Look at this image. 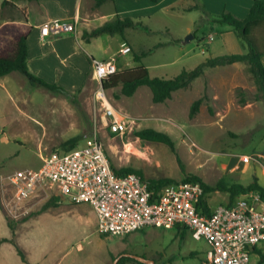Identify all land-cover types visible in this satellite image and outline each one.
Listing matches in <instances>:
<instances>
[{
	"label": "rangeland",
	"instance_id": "obj_1",
	"mask_svg": "<svg viewBox=\"0 0 264 264\" xmlns=\"http://www.w3.org/2000/svg\"><path fill=\"white\" fill-rule=\"evenodd\" d=\"M207 1L214 7L235 4V0ZM201 4V0H119L117 6L130 14L114 15L108 21L132 16L130 11L143 15L144 28L127 30L135 52L130 48L128 54L119 53L122 44L130 47L126 41L129 38L119 34H104L86 48L98 60L114 58L119 70L136 66L125 62L134 54L146 52L140 64L150 76L164 78L192 69L207 57L245 53L246 43L229 25L210 21L215 12H205ZM93 5L97 7L95 0ZM191 5L197 7L189 11L180 8ZM100 7L111 8L112 3ZM225 10L230 11L222 6L220 14ZM210 34L213 39L208 38ZM188 35L193 37L183 43ZM87 63L78 59L76 68L85 71ZM91 66L83 89L72 97L62 95L67 99L52 106L54 112L47 110L50 97L55 96L56 101L61 94L34 87L24 77L25 88L32 97L33 92L36 95L32 103L18 105L33 118L23 116L0 97V264H113L114 258L123 253L151 259L154 264H201L209 245L182 226L146 227L113 237L97 231L94 209L87 203L73 204L58 196L53 205L45 207L56 196L52 194L20 207L10 204L2 176L15 169H37L41 153L72 138L83 145L95 129L112 166L133 168L145 180L195 176L208 186L220 180L246 186L256 179L264 188V100L245 64L206 68L200 77L162 103L152 102L147 86L138 87L131 97L121 95L119 86L104 90L108 104L133 120L123 134L109 133L105 125L108 119L99 110L98 82ZM240 96L246 97L245 104L239 103ZM198 98L202 101L190 118V106ZM146 128L167 133L174 150L135 136L136 131ZM127 145L135 152H127ZM245 155L250 156L248 162L242 161ZM228 198L229 192L220 190L205 196L211 207L225 204ZM254 260H258V253H251Z\"/></svg>",
	"mask_w": 264,
	"mask_h": 264
},
{
	"label": "built area",
	"instance_id": "obj_2",
	"mask_svg": "<svg viewBox=\"0 0 264 264\" xmlns=\"http://www.w3.org/2000/svg\"><path fill=\"white\" fill-rule=\"evenodd\" d=\"M76 24V19H50L40 26V35L73 32ZM130 51L126 44L119 49L120 54ZM92 66L98 81L99 110L108 119L105 125L109 133L123 134L133 120L108 104L102 88V81L119 70L116 60L92 59ZM40 159L37 169H15L1 177L11 205L20 207L52 194L73 204L87 203L94 209L97 231L113 237L146 227L182 226L208 243L201 264H251L252 250L264 243V201L258 192H247L213 208L208 204L209 210H205L200 205L204 191L198 181L176 180L151 187L136 172L118 174L97 129L83 145L68 151L51 149L41 153ZM249 159L248 155L242 157L243 162Z\"/></svg>",
	"mask_w": 264,
	"mask_h": 264
},
{
	"label": "trees",
	"instance_id": "obj_3",
	"mask_svg": "<svg viewBox=\"0 0 264 264\" xmlns=\"http://www.w3.org/2000/svg\"><path fill=\"white\" fill-rule=\"evenodd\" d=\"M106 1L108 0H95V4L96 6H99ZM6 2L7 1L4 0L2 5H5ZM196 7V5H191L180 8L182 11H189ZM212 21L229 25L237 36L246 43L247 51L245 53H231L207 57L194 68L182 70L178 75L172 78L150 76L147 68L139 64L134 67L118 70L115 74L102 81V88L104 90H109L119 86L121 95L131 97L138 87L147 86L151 91L152 102L162 103L167 99H170L174 91L187 87L194 79L200 77L206 68L243 63L246 65L248 72L260 91L259 97L264 100V66L261 61L262 56H264V0H253L250 10L245 17H238L232 12L225 10L221 14L215 16ZM127 28H144V25L141 22L135 21L131 17L126 16L106 21L89 32H83L82 36L84 39L96 37L101 34H119L123 36L124 31ZM30 30L31 27L23 23L9 22L0 25V77L10 72L17 71L26 77L30 85L34 87H42L49 91L72 97V93L64 87L55 83H50L28 69V48L26 40ZM145 55L146 52L139 55L134 54L133 60L135 62H140L141 58ZM201 101L202 98H198L192 102L189 109L190 118L197 113ZM246 101V97H239L240 104H245ZM134 134L142 140L162 143L167 145L171 150H174V142L165 132L146 128L138 130ZM77 140L78 138H72L62 143V145L56 149L65 151L71 150L78 144ZM115 170L118 174H125L128 172H136L139 174L137 170L129 167ZM185 179L198 181L202 185L204 197L201 200L200 205H203L205 210H209L208 203L205 199L206 194L216 190L229 192L230 202L233 201L237 194H246L250 191L258 192L264 201V188L257 183L256 179L246 186L240 184L228 185L222 180H220L215 186H208L195 176H186L181 180ZM145 181H147L151 187H159L160 185L174 182L176 180L171 178H160L147 179ZM56 197L58 196L51 197L45 204V207L53 205ZM254 250L259 254V264H263L264 249L260 250L254 248ZM192 256L193 255L190 254V257ZM21 257L23 259L22 255ZM128 262L144 264L127 256H122L117 264H126Z\"/></svg>",
	"mask_w": 264,
	"mask_h": 264
},
{
	"label": "crops",
	"instance_id": "obj_4",
	"mask_svg": "<svg viewBox=\"0 0 264 264\" xmlns=\"http://www.w3.org/2000/svg\"><path fill=\"white\" fill-rule=\"evenodd\" d=\"M3 1L4 0H0V16L2 17L0 25L12 22L23 23L31 27L26 40L28 48V69L46 81L64 87L72 94L83 89L92 59L94 58L92 52L86 48V45L90 46L94 41H98L100 37L104 35L101 34L96 37L84 39L82 36L83 32H89L102 25L104 22L108 21L107 19L114 15L122 17L124 14H130L126 9L122 10L117 6L119 0L106 1H110L113 7L107 9H102L100 7L106 2L94 7V0H6V4L2 5ZM201 1H203V4L201 5L205 9L204 11L207 13L215 12V16L219 15L222 6H225V8L228 7V10L234 12V14L239 15L240 17H245L250 10L253 0H235V4L226 2L223 3L222 6H216L217 8L207 0ZM174 5L175 4L170 6L172 7ZM130 12L132 16L129 17L143 24L141 21L143 15H138L135 11ZM55 18L64 21H73L76 19L77 24L75 31L63 33L65 35L64 38H60V35H63L61 33L42 38L39 30L40 26L46 21ZM213 18L214 17L212 16L210 21H212ZM98 20L106 21H103V23L99 25H95L94 22ZM137 29L139 28H127L125 29L123 36L125 37L128 35L129 32H127V30L135 31ZM126 41L130 44V48L135 52V45L130 41V38L126 39ZM178 44L179 43H175V45ZM78 59L83 60L84 63L89 61V63L86 64L85 71L76 68ZM261 61L264 66V56H262ZM140 62H135L132 58H129L125 63L131 65L137 63V65H139ZM23 77L24 76L17 71L1 76L0 97L4 98L6 100L5 102L8 101V104L14 107V110H18L23 116L33 118L29 112H26L18 105L24 102L28 104L32 103L34 95H36V93L33 92L32 97V93L25 88L27 84L24 78L26 79V77ZM62 95L64 94H61L60 98L56 101L55 96L50 97L52 102L49 103L50 106L47 107L48 111L54 112L55 110L52 109V106L60 105L61 102L66 101L67 96L64 98L65 95ZM227 202H229V198L227 199ZM255 248L263 250L264 243ZM252 253L257 252L252 250ZM117 256H119V254ZM204 257L205 254L202 257V260ZM258 262L259 254L258 260L251 261V264H258Z\"/></svg>",
	"mask_w": 264,
	"mask_h": 264
},
{
	"label": "water",
	"instance_id": "obj_5",
	"mask_svg": "<svg viewBox=\"0 0 264 264\" xmlns=\"http://www.w3.org/2000/svg\"><path fill=\"white\" fill-rule=\"evenodd\" d=\"M193 36L192 35H188L186 38H185V41L183 43H186L188 42ZM122 256H127V257H130V258H133L135 260H137L138 262H141V263H144V264H154V261L151 260V259H146V258H143V257H140V256H137V255H133V254H128V253H123V254H120L119 256H117L114 261H113V264H117L119 259L122 257Z\"/></svg>",
	"mask_w": 264,
	"mask_h": 264
},
{
	"label": "bare ground",
	"instance_id": "obj_6",
	"mask_svg": "<svg viewBox=\"0 0 264 264\" xmlns=\"http://www.w3.org/2000/svg\"><path fill=\"white\" fill-rule=\"evenodd\" d=\"M126 151L127 152H131V153H134L135 152V149L131 145H127L126 146Z\"/></svg>",
	"mask_w": 264,
	"mask_h": 264
}]
</instances>
